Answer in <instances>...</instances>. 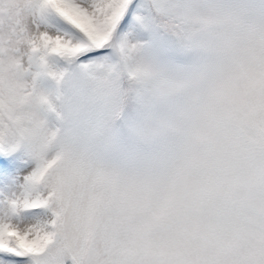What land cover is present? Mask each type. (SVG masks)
I'll use <instances>...</instances> for the list:
<instances>
[{
	"label": "clouds",
	"instance_id": "1",
	"mask_svg": "<svg viewBox=\"0 0 264 264\" xmlns=\"http://www.w3.org/2000/svg\"><path fill=\"white\" fill-rule=\"evenodd\" d=\"M50 15L41 0H0V145H29L38 182L79 203L87 251L107 250L108 216L117 264H264V0H149L142 22L190 57L171 69L139 40L105 42L114 60L94 96L113 122L133 109L147 149L120 167L49 126L37 79L49 57H79L47 50L42 37L63 40ZM58 222L70 235V207Z\"/></svg>",
	"mask_w": 264,
	"mask_h": 264
},
{
	"label": "snow or ice",
	"instance_id": "2",
	"mask_svg": "<svg viewBox=\"0 0 264 264\" xmlns=\"http://www.w3.org/2000/svg\"><path fill=\"white\" fill-rule=\"evenodd\" d=\"M41 2L51 5V16L56 18L60 28L80 38L77 42L72 36L56 31L63 40L42 37L47 41V50L65 56L78 53L79 57L89 55V48L94 52L106 49L105 42H111L110 37L118 32L136 8L134 0ZM57 43L63 46L62 51L55 48ZM16 166L15 159L0 158V176L10 174ZM38 169L39 163L35 161L19 193L0 201V264H117L112 220L108 216L103 220L108 238L107 250L99 254L89 253L79 203L66 191L62 195L52 193L48 186L40 184ZM68 207L73 216V229L70 235L65 236L59 229V222L54 224L53 221H58Z\"/></svg>",
	"mask_w": 264,
	"mask_h": 264
},
{
	"label": "rangeland",
	"instance_id": "3",
	"mask_svg": "<svg viewBox=\"0 0 264 264\" xmlns=\"http://www.w3.org/2000/svg\"><path fill=\"white\" fill-rule=\"evenodd\" d=\"M134 2L136 8L123 22L116 33V38L118 40L136 39L144 43L146 59L162 69H171L188 63L190 57L184 55L179 49H173L170 45L164 47L162 43H157L151 27L142 22L143 0H134ZM144 2L148 6L149 0ZM47 23L54 31L72 36L71 33L59 27L55 17L48 16ZM144 35L145 37H142ZM72 38L77 42L80 39L78 36H72ZM88 51L94 52L91 48ZM105 51L107 52L99 53L96 59H90L89 55L80 58L76 63L77 69L68 74L66 73L68 65L58 62L54 56L49 57L47 59L48 74L40 76L36 84L37 91L49 99L52 107V112L47 116L49 126L61 128V138L65 147L73 150H87L102 161L120 167L132 163L141 152L147 149L137 139L136 113L133 109L126 110H130L126 114L130 116L121 121L120 128L106 127L111 118L109 99L99 100L93 93V89L102 83L103 68L114 60L111 49ZM60 73H63L64 78L59 86V93L62 92L59 109V101H55L57 84L54 77ZM0 158L15 159L17 162L16 168L10 174L0 176V201H3L8 198L5 194L8 189L18 190L22 184L21 169H29L32 172L35 161L32 150L27 144L19 147L11 144L0 145Z\"/></svg>",
	"mask_w": 264,
	"mask_h": 264
},
{
	"label": "bare ground",
	"instance_id": "4",
	"mask_svg": "<svg viewBox=\"0 0 264 264\" xmlns=\"http://www.w3.org/2000/svg\"><path fill=\"white\" fill-rule=\"evenodd\" d=\"M31 170H27V169H21V183L23 184V182H24V180H25V178L31 173L30 172ZM21 184V185H22ZM21 185L19 186V188H18V190H15V189H8L7 190V192L5 193L6 194V197H12L14 194H18L19 193V191H20V187H21Z\"/></svg>",
	"mask_w": 264,
	"mask_h": 264
},
{
	"label": "trees",
	"instance_id": "5",
	"mask_svg": "<svg viewBox=\"0 0 264 264\" xmlns=\"http://www.w3.org/2000/svg\"><path fill=\"white\" fill-rule=\"evenodd\" d=\"M158 32V34H160V36H161V42L164 40L165 42L167 41V43L171 46V48H177L178 49V46L176 45V42L173 40V39H171L169 36H167V35H165V34H163V33H161V32H159V31H157Z\"/></svg>",
	"mask_w": 264,
	"mask_h": 264
}]
</instances>
